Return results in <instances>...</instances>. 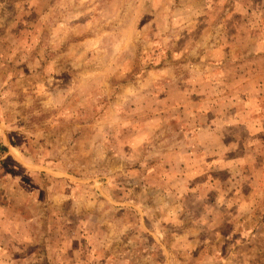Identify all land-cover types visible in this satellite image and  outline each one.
Segmentation results:
<instances>
[{"label": "rangeland", "instance_id": "rangeland-1", "mask_svg": "<svg viewBox=\"0 0 264 264\" xmlns=\"http://www.w3.org/2000/svg\"><path fill=\"white\" fill-rule=\"evenodd\" d=\"M0 264H264V0H0Z\"/></svg>", "mask_w": 264, "mask_h": 264}]
</instances>
